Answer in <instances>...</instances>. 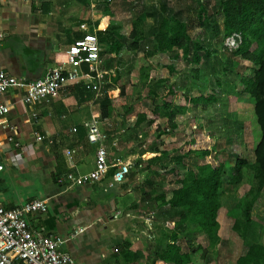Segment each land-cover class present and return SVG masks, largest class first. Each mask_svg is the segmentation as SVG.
Masks as SVG:
<instances>
[{
    "label": "rangeland",
    "instance_id": "1",
    "mask_svg": "<svg viewBox=\"0 0 264 264\" xmlns=\"http://www.w3.org/2000/svg\"><path fill=\"white\" fill-rule=\"evenodd\" d=\"M128 1L134 15L121 13L120 19L125 23L131 16L133 23L142 14L141 10L156 12L161 5V0ZM167 1L171 6L181 2V15L189 20L188 33L191 37H200L201 46L207 48L204 53H200L198 62H189L188 57L183 58L180 51H177L180 54L177 60L167 59L165 55L157 57L156 54H160L157 52L149 54L153 50L154 39L152 45H138L141 39L129 35L133 39L124 44L121 37L111 40L103 34H97L100 48L106 46L105 60L114 42H121L114 46L116 50L112 49L117 51L115 67L112 66V72L104 75L105 83L99 93L95 90L85 93L89 120L102 121L104 117L101 116L100 104L107 100L105 118L111 122L102 127L107 132L110 167L104 176L106 181L100 198L103 202H107L110 197L116 200L117 205L112 214H117L116 222H122L124 217L135 222L132 226L134 230L139 228L134 231L128 227V222L123 226L119 223L118 230L125 228L139 236H133L131 244L125 240L122 245L112 247V254L124 262L157 264V255L165 246L176 244L182 252L194 248L195 252L191 254L188 264H236L251 245L264 248V190L250 207L246 237L228 227L231 223L241 225L244 222L242 199L252 182L244 169L241 170L239 183H231L230 176L234 175L238 162L252 161L253 150L260 139L253 113L255 100L245 91L242 83L251 78L255 66L236 63L234 54L225 49L223 26L215 33L212 27L201 23V15L198 16L197 12L202 6L210 20H217L220 26L223 25L221 0ZM116 7L119 12L125 8L122 1L118 0ZM208 10L212 13H207ZM138 46L141 47L142 55L139 54ZM254 47L253 43L251 49ZM168 55L170 57V51ZM122 58L125 60L122 61ZM189 60H192V56ZM167 63L173 65V71L164 80L173 85L172 93L168 92L171 91L168 83L162 82L164 80L161 78L166 76L161 75L162 72H167V68L162 69L161 66ZM74 88L76 92L81 91L80 87ZM70 95L73 93L66 94ZM209 95H213L214 100L205 102L204 98ZM196 97H201L200 101L189 102ZM165 103L168 106L164 109ZM56 111L54 109V115L48 118L53 132L42 141L47 145L49 160L37 157L31 161L32 168L26 172L25 181L38 179L39 182L34 180L33 185L22 186L18 184L21 181L19 175L7 181L10 192L18 198H27L30 194L39 193L42 186H51L55 183V176L66 169L64 149L71 147L73 139L67 133L64 135L66 125L57 118ZM198 128L202 129L201 133L197 131ZM209 140L213 142L211 146ZM198 144L211 149V154L202 157L200 152H195ZM192 149L194 151L190 152ZM83 154L85 161L90 160L93 150L89 149ZM208 162L220 168L223 178L219 201L225 211V218L222 216L219 222L215 240L199 230L197 223L191 220L180 222V209L166 204L161 208L158 206L157 218L154 213L151 228H156V234L153 230L148 231L151 238L142 235L140 229L147 230L143 218L149 210L154 211L153 206L160 203L158 198L179 188L180 182L189 173H197L198 168ZM102 179L100 182H103ZM126 187L130 191L123 193ZM89 203L93 204L91 201ZM109 221L108 218L106 222ZM179 227H183V231ZM174 232L176 240L172 239Z\"/></svg>",
    "mask_w": 264,
    "mask_h": 264
},
{
    "label": "crops",
    "instance_id": "2",
    "mask_svg": "<svg viewBox=\"0 0 264 264\" xmlns=\"http://www.w3.org/2000/svg\"><path fill=\"white\" fill-rule=\"evenodd\" d=\"M104 1L40 0L38 4H34L25 0H0V32L3 34L0 43V70L15 76H25L28 79L38 78L47 70L65 64V51L75 39L82 37L86 32L97 34L100 32L111 40L115 37H121L124 44L132 40L133 38H129L132 30V16L129 21H126L127 24L120 19L121 13L130 16L134 12L131 9V3L127 0H118L122 1V5L125 7L119 12L116 7V0L108 1V3H104ZM179 4L171 6L168 1L161 0L158 11L141 10V13H147L149 17L143 22L142 37L141 40L139 39L138 45L153 44V35L155 29H157L158 20L161 15L166 13H172L184 21L188 33L189 20L181 15ZM207 13H212V11L209 12L208 10ZM197 15H201V23L212 27L215 33L218 29H222L223 25L220 26L217 20H210L206 16L205 9L203 12L198 10ZM189 36L191 37L190 34ZM191 40L199 42L200 45L202 44L200 37H191ZM116 44L120 45L121 42H114L111 48L115 49ZM105 47L100 48V67L102 66L101 69L108 74L115 67L114 61L117 51L109 49L107 60H105ZM137 49H139V54L142 55L141 47L138 46ZM205 49L207 50L203 46L199 51V59L200 53H204ZM177 51L180 50L172 49L170 57L169 52L156 54V56L162 55L163 57L165 55L167 59L177 60L180 55ZM136 54L138 55V53ZM190 55L192 56V54ZM190 55L188 61L193 62V60H189ZM124 60L125 58H122V61ZM119 62L121 63V60ZM64 66L67 68V65ZM162 66V69L167 68V72L161 74L166 75L161 76L164 80L169 77L168 73L173 71V65L167 63L164 67ZM104 75L101 78L100 88L105 83ZM167 86L169 87L170 83ZM74 87H80L81 91L76 92ZM64 91L66 93L63 94ZM86 91L90 90L85 89L81 83L68 85L47 104L36 106L24 105L20 101V95H16L14 92L3 96L2 99L7 101L11 107L7 122L13 130L2 129L0 126V142L3 144L0 150V164L3 165V169L0 171V204L6 208H13L29 199H47V211L29 215L28 223L36 231L51 233L60 238H69L62 244L61 248L74 259L75 264H135L117 259L112 254V247L122 245L125 240H128L131 244V238L139 235H133L131 230L126 231L125 228L118 230L119 223H122L123 226L127 222L128 227L134 230L132 226L135 222L126 220L124 217H122V222H116L117 218H113V210L117 205L116 200L108 197L107 202H103L100 198L101 190L105 185L104 181H106L105 177L102 179L103 182L98 181L99 184L97 182L71 188L59 186L55 182L51 186H42L39 193L30 194L24 199L12 195L11 188L7 183L8 179H14L18 175L21 177L18 184L22 186H31L34 184V180L38 181V179H33L31 182L25 181L27 179L26 172L32 168L31 161L37 159V157H46L49 160L50 154L47 145H44L42 141L53 132L51 121L48 118L52 116L54 109L58 110L55 112L57 118L66 125L64 135L67 133L73 139L70 142L71 147L64 149L65 154L63 156L66 164L64 172L68 169V158L71 159L80 172H87L93 168L96 145L86 140L87 129L85 124H89L95 119L89 120V117H87L88 108L86 104H88V101H86ZM69 92L73 95L66 96ZM31 112L36 114L35 118L31 117ZM96 121L101 132L105 134L106 129L102 127L111 122L105 117L102 118V121L97 119ZM72 128H75L76 131L72 132ZM7 135H11L20 144V147L14 148L13 145L7 144ZM36 135H40L41 139L36 140ZM107 142V139H104L103 145L107 149L109 163L110 154ZM89 149L93 150V156L90 160L85 161L82 158L83 153ZM71 152L73 153L71 154ZM12 157L14 162L11 160ZM128 191H130V188L126 187L123 193ZM89 201L93 204L89 205ZM153 207L154 211L150 208L149 212H154L155 218H157L156 211L159 207L158 205ZM108 218L110 221L106 222ZM77 229H81V231L75 233ZM136 230H139V228ZM153 230L155 235L156 228ZM140 231L142 235H147L145 229L142 230L141 228ZM129 234L132 237L130 236L127 239Z\"/></svg>",
    "mask_w": 264,
    "mask_h": 264
},
{
    "label": "trees",
    "instance_id": "3",
    "mask_svg": "<svg viewBox=\"0 0 264 264\" xmlns=\"http://www.w3.org/2000/svg\"><path fill=\"white\" fill-rule=\"evenodd\" d=\"M220 4L224 38L227 39L233 32H237L241 36V44L233 52L234 60L238 64H254L255 66L251 78L242 83L245 91L255 100L253 113L259 127L260 139L253 150L252 161L238 162L234 175H231L229 179L233 184L239 183L241 170L244 169L252 180L242 199L244 222L241 225L231 223V226H228L230 230L239 232L242 237H246L250 207L259 197L260 192L264 190V0H221ZM199 11H204L202 6ZM147 17L149 14L142 13L133 21L131 37L137 40L142 37V25ZM103 36L108 38L104 34ZM153 39L154 47L149 54L153 52L165 53L177 49L181 51L183 58L187 59L192 54L194 62H198V53L203 47L199 42L191 40L185 22L172 13L160 16ZM253 43L255 47L251 49ZM162 82H167V80ZM172 87L169 86L171 91L168 90V92L172 93ZM200 99L201 97L191 98L189 102L197 103ZM204 100L210 102L214 100V97L209 95ZM106 106L107 100H104L100 104L101 116L103 117L106 115ZM167 106L165 103L164 109ZM198 129L197 131L201 133L202 129ZM209 136L211 137L212 134ZM212 143L209 140L210 146ZM200 146L201 144H198L195 152H200L202 157L211 154V149H208L207 146ZM192 151L194 149L190 150V152ZM180 185L179 188L159 197L160 203L157 205L166 204L172 208H179L180 222L191 220V222L197 223L199 230L207 233L211 240H215V231L219 228V222L222 220V216L225 218V211L221 208L219 201V193L223 185L220 168L208 162L200 166L197 173H189L187 178L180 182ZM226 215H228V211H226ZM179 229L183 231L184 228L179 227ZM177 231L175 232L177 233ZM175 232L172 235L173 240H176ZM191 248L189 251L182 252L178 245L167 244L165 249L157 255L156 262L157 264H188L191 254L195 252L194 248ZM260 263L264 264V248L251 245L248 252L240 257L236 264Z\"/></svg>",
    "mask_w": 264,
    "mask_h": 264
},
{
    "label": "built area",
    "instance_id": "4",
    "mask_svg": "<svg viewBox=\"0 0 264 264\" xmlns=\"http://www.w3.org/2000/svg\"><path fill=\"white\" fill-rule=\"evenodd\" d=\"M38 4L40 0H25ZM3 34L0 32V43ZM241 44V36L233 32L225 39V49L235 52ZM99 41L94 32H86L75 39L65 51L66 61L62 66L47 70L40 77L28 79L25 76H15L0 70V126L2 129L12 131L13 128L7 122V116L11 109L3 96L11 92L20 95V101L26 106L47 104L58 96L61 90L68 85L81 83L87 90L100 91L101 78L105 71L100 67ZM67 65V68L64 66ZM36 114L31 112V117ZM87 129L86 140L96 145L93 168L87 172L77 170L70 158L67 160L68 169L55 177L59 186L71 188L84 186L100 181L107 173L110 164L107 159V149L103 142L106 135L99 129L97 121L93 120L85 124ZM72 132L76 129L72 128ZM36 140L41 136L36 135ZM6 143L19 148L11 135H7ZM3 144L0 142V150ZM11 160L14 162V158ZM13 164V163H11ZM3 165L0 164V171ZM47 199H29L13 208H6L0 204V264H75L74 259L64 250L62 244L68 240L51 233L39 232L32 229L28 223V217L32 214H40L47 211ZM117 218V214L113 216ZM154 212L146 213L143 221L148 231L152 230ZM81 229L75 230V233Z\"/></svg>",
    "mask_w": 264,
    "mask_h": 264
}]
</instances>
